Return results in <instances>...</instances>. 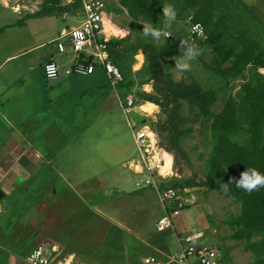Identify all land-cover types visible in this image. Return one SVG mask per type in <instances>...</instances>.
Returning a JSON list of instances; mask_svg holds the SVG:
<instances>
[{"label": "crops", "instance_id": "1", "mask_svg": "<svg viewBox=\"0 0 264 264\" xmlns=\"http://www.w3.org/2000/svg\"><path fill=\"white\" fill-rule=\"evenodd\" d=\"M38 18L0 28V204L7 205V193L15 190L30 191V196L34 191L37 205L51 204V241L41 245L57 249V262L85 264L78 261L79 253L90 254L95 264H138L148 255L165 260L178 250L172 254L147 242L138 246L145 253L141 257L135 252L108 254L111 248L120 251L124 247L106 239L97 243L93 240L96 235L86 234L87 229L93 228L91 222L102 220L113 222L112 226L120 232L128 231L114 214L116 206L137 201L145 194L141 177L145 173L132 167L139 156L126 155L127 147L120 148L119 159L114 164L93 168L84 144L97 118H91V113L99 110L100 116L119 107L126 120L122 126L126 125L134 138V131L140 125L135 118L138 112L129 113L137 125L133 130L121 104L130 92L119 85L111 86L101 67L97 66L90 74L102 69L105 77L101 73L92 78L67 74L66 69L76 55L70 51L61 53L52 44L68 28L54 27L48 39L41 34L28 37L30 21ZM49 44L52 46L47 48ZM52 59L59 64L60 75L47 79L43 67ZM148 86L152 88V84H145ZM67 206L74 210L77 207L78 211L69 214ZM63 209L67 211L64 214ZM3 218L1 214L0 225L5 222ZM104 236L107 237L106 233ZM20 249L12 252L0 247L2 264H28L22 261Z\"/></svg>", "mask_w": 264, "mask_h": 264}, {"label": "rangeland", "instance_id": "2", "mask_svg": "<svg viewBox=\"0 0 264 264\" xmlns=\"http://www.w3.org/2000/svg\"><path fill=\"white\" fill-rule=\"evenodd\" d=\"M42 2L43 0H0V28L13 23L19 25L24 19H27L29 13L39 10ZM107 2L112 5L111 16L115 24L126 30L125 34L121 33L118 35L128 36V44H136L137 39H142L146 44L150 45L151 49L159 50L161 46L169 41L163 35L159 39L145 36L143 30L145 24H148L147 22L142 18L131 17L127 9L120 4L119 0H107ZM245 2H248L252 6L257 17L255 19L254 16L249 15L253 19L251 21L256 22L258 27L262 29L264 23V0H245ZM158 3L162 7V10L166 6H171L175 11L177 10L178 16H176V20L172 23L171 27H165V18L160 27H152L162 32L171 31L174 35L173 37L176 39L187 40L189 43L193 40L196 42L189 34L190 24L188 23V18L191 15L194 16L195 9L189 8L182 13L177 0H159ZM62 5L60 9L55 11L54 15L31 20L30 28L26 30L28 37L30 35L36 36L41 34L44 35L45 39H48L54 32V27L57 29L69 28L72 25L78 24L82 17L78 16L81 12L82 0H62ZM65 11H69V15L63 18ZM245 19L247 21V13ZM52 45H57V43ZM52 45L49 44L47 48H50ZM180 45L177 54L173 56H160V63L164 67V74H171L172 79L175 81H198L204 88L216 89L218 97L212 105L211 110L215 115L220 113L226 101L231 96H236L241 84L249 78V72L246 70L234 80L221 79L210 67L214 55L212 45L201 40H198L195 45L200 54L191 62L190 69L184 72H177L175 71V63L179 58L178 55L182 54ZM141 50L126 49L119 56L118 61L124 77V84L121 86H125V89L140 101L146 102L148 100L143 97L142 91H146L145 89L152 91L151 86L145 88V82L149 81L148 83L152 84V81L150 79L151 74L148 69L149 64L146 54L145 52L142 53ZM37 53H40V50ZM172 62L173 66H167L168 63ZM97 73H101L105 77L102 69L95 74L84 75V77L92 78ZM74 74L77 75L76 73ZM172 106L173 104L169 107L172 108ZM156 111L153 116L146 112L137 113L135 118L137 121L144 120L151 124L158 119L161 122L167 120L168 112L159 106ZM102 114L104 115L99 116V110L91 113V118H97L90 128V133L86 134V139L84 138L86 152L91 156L93 168L99 169L101 166L105 167L106 165L110 166L114 164L119 159L118 153L122 146L127 147L126 155L131 154L137 158L139 152L131 131L126 125L124 128L122 126L126 123L122 110L117 107L109 113L104 112ZM181 115L189 119L186 123L179 124V129L189 130L182 145L187 152L191 164H187L183 158L178 160L175 158L174 153L169 151L173 155L174 166L172 172L163 178L167 184L185 181L192 177L196 183L205 180L207 178L209 161L217 143V138L212 128V120L198 113L197 107L191 108L187 101H183L179 116ZM154 116H156V120L153 119ZM159 138L161 137L159 136ZM160 147L166 149L161 139ZM141 177L145 179L146 174H142ZM158 181L160 184L162 183L159 179ZM180 188L188 189L185 195L193 197V203L187 208L173 213L174 229L157 230L156 222L164 209L157 192L151 186H145L143 188L145 191L144 197L132 203L127 201L126 203L122 202L120 206H116V211H114L116 218L125 227L129 228L128 231L124 229L123 232H120V230L112 226L113 222L105 223L102 220V222L99 221L100 225L97 224L99 222H91V227L93 226V228L87 229L86 234L92 233L91 235H96L93 237V240H96L97 243L98 241L104 242L106 239L109 243L117 241L121 245L120 247H124L120 251L118 249L113 251L111 248L108 250V254L135 252L141 257L145 253L138 246L143 243L148 242L151 245L165 248L173 254L179 249L177 242L178 235L182 237L191 230L202 228L206 231V238L200 242L215 246L222 255V264H255L249 242L244 237L239 236L240 226L236 223L241 214V203L234 201L231 197H227L219 190L209 189L205 185H184ZM25 192L15 190L14 192L7 193V205L5 202L1 203L5 211L3 219L6 224L4 222L1 224L3 225L2 228L0 227V247L7 251L12 250V252L17 250V248H21V253L19 254L23 256L21 257L23 262L27 254L35 247L50 243L52 211L50 203L48 205L45 202L40 205L36 204L37 202L34 199L36 194L34 191H31V196L30 191ZM24 194L26 196H23ZM46 196L50 197V194L47 193ZM67 208L69 214L73 212L72 215L78 211L77 207L75 210L73 207L67 206ZM65 212L67 211L63 209L62 214ZM105 233L107 237L104 236ZM77 258L78 261L83 260L85 264H95L90 254L79 253ZM2 263L3 258L0 256V264ZM138 264L144 263L140 259Z\"/></svg>", "mask_w": 264, "mask_h": 264}, {"label": "trees", "instance_id": "3", "mask_svg": "<svg viewBox=\"0 0 264 264\" xmlns=\"http://www.w3.org/2000/svg\"><path fill=\"white\" fill-rule=\"evenodd\" d=\"M158 1L119 0L131 17L142 18L153 27H160L164 20ZM177 1L182 13L189 8L195 9L194 20L204 25L207 34L205 39L199 40L212 45L214 55L210 67L221 79L234 80L246 70L249 72V78L241 84L236 96L226 101L220 113L215 115L211 110L218 97L216 89L204 88L198 81H175L171 74H164L160 56L177 54L181 39L167 37V43L159 50H153L142 39H137L136 44H128V36H114L108 41V50L121 72L118 58L126 49L145 52L153 90L142 91L143 97L168 112L166 121L158 119L150 124L175 158H183L191 164L182 145L189 130L179 129V124L189 120L179 116L183 101H187L191 108L197 107L198 113L212 120L217 143L209 161L207 178L199 183L193 177L172 184L163 180L161 185L174 188L205 185L241 203V214L236 221L240 226L239 236L248 240L255 264H264V187L248 192L237 188L234 182L229 183L234 179L239 181L247 169L264 174V23L260 29L256 22L251 21V16L257 17L245 0ZM61 6L62 0H43L40 9L29 13L27 18L54 15ZM108 9L112 11V5L108 4ZM88 60L93 62L92 57ZM167 66H173V62ZM122 84L124 79L119 86L125 88ZM171 104L172 108L169 107ZM145 122L148 121L140 120L139 124Z\"/></svg>", "mask_w": 264, "mask_h": 264}, {"label": "built area", "instance_id": "4", "mask_svg": "<svg viewBox=\"0 0 264 264\" xmlns=\"http://www.w3.org/2000/svg\"><path fill=\"white\" fill-rule=\"evenodd\" d=\"M108 4L107 0H82L81 12L78 14L79 17H82L78 24L64 29L55 40L61 53L70 51L76 55L74 62L66 69L67 74L87 75L93 73L98 64L106 73L109 84L117 87L124 78L119 66L113 61L108 50V41L114 36H119L117 33L107 31V21L117 26L112 19V11H109ZM67 15H69V11L64 12L63 18H66ZM188 23L190 24L189 34L196 40V42L193 40L190 44L196 45L199 39L207 37L204 25L200 21L194 20L192 15L189 16ZM167 32L169 35L166 37L174 36L171 31ZM90 57L93 58V62L88 60ZM43 70L47 79H54L60 75V66L53 59L44 64ZM149 102L140 101L130 94L126 102L121 103L124 112L128 116L129 125L133 130L137 125L132 122L129 113L134 110L138 113L146 112L153 116L158 110V105L154 103L157 109L149 113L143 108ZM153 119L156 120V116ZM134 139L139 157L132 163V167L137 172L146 174L143 185L151 186L157 192L164 209L163 214L156 222V228L159 231L174 229L173 213L187 208L193 203V197L185 195L188 192L187 188L162 186L159 183L158 179L163 181L167 174L160 173L152 162L154 146L160 147V138L150 123H140L134 131ZM161 163H164V160ZM1 214H3V207L0 204V216ZM205 238L206 231L202 228L191 230L182 237L178 235L179 249L177 253L168 255L165 260L159 259L155 255H148L143 262L144 264H222L220 251L212 244L200 242ZM56 251L57 249L54 247L39 245L29 252L25 260L28 264H69L57 262Z\"/></svg>", "mask_w": 264, "mask_h": 264}, {"label": "clouds", "instance_id": "5", "mask_svg": "<svg viewBox=\"0 0 264 264\" xmlns=\"http://www.w3.org/2000/svg\"><path fill=\"white\" fill-rule=\"evenodd\" d=\"M163 16L165 18V27H171L172 23L176 20V11L171 6L163 8ZM143 33L145 36H151L155 39H159L162 35L167 36V31L155 30L152 25L145 24ZM181 55H178V59L175 63V71L184 72L190 69L191 62L199 56V50L194 44H190L187 40H181ZM235 183L237 188L244 189L251 192L258 187H264V174H260L255 169H247L242 173V178L237 181L233 180L229 183ZM226 190V189H225Z\"/></svg>", "mask_w": 264, "mask_h": 264}, {"label": "bare ground", "instance_id": "6", "mask_svg": "<svg viewBox=\"0 0 264 264\" xmlns=\"http://www.w3.org/2000/svg\"><path fill=\"white\" fill-rule=\"evenodd\" d=\"M107 31L112 33L121 34L124 33V31L117 26H115L110 21H107ZM143 108L147 110L149 113L154 112L155 109H157V106L153 102L146 103ZM150 134H152L150 132ZM164 160V163H161V161ZM173 155L169 151H167L164 148L154 146L153 150V164L158 168L160 173L162 174H169L172 172L173 168Z\"/></svg>", "mask_w": 264, "mask_h": 264}]
</instances>
